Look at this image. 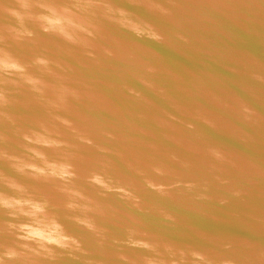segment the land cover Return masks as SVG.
<instances>
[{
    "label": "water",
    "instance_id": "water-1",
    "mask_svg": "<svg viewBox=\"0 0 264 264\" xmlns=\"http://www.w3.org/2000/svg\"><path fill=\"white\" fill-rule=\"evenodd\" d=\"M0 264H264V0H0Z\"/></svg>",
    "mask_w": 264,
    "mask_h": 264
}]
</instances>
